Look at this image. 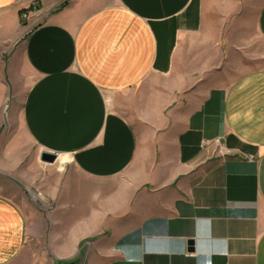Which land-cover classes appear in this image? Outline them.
Here are the masks:
<instances>
[{
	"label": "crops",
	"instance_id": "1",
	"mask_svg": "<svg viewBox=\"0 0 264 264\" xmlns=\"http://www.w3.org/2000/svg\"><path fill=\"white\" fill-rule=\"evenodd\" d=\"M60 2L0 0V106L38 150L0 120V183L48 200L32 226L0 188V264L30 236L48 262L264 264V0Z\"/></svg>",
	"mask_w": 264,
	"mask_h": 264
},
{
	"label": "rangeland",
	"instance_id": "2",
	"mask_svg": "<svg viewBox=\"0 0 264 264\" xmlns=\"http://www.w3.org/2000/svg\"><path fill=\"white\" fill-rule=\"evenodd\" d=\"M64 1L61 0L60 5L63 4ZM39 4H33L29 8L32 9L34 7L35 11H37L39 7H41V5ZM27 10H24V14L21 15V26L25 27L29 22H31V27H34L36 25L35 23H33L35 21V17L32 16L31 20L28 22V13L31 11L27 12ZM33 10L34 9H32V11ZM9 53V50L4 53H0V64L4 61L5 57L9 55ZM0 118L2 131L9 130L14 136L17 135L20 140H24V142L28 144V149L30 150V152L36 155L38 151L37 148L30 145L23 134V128L21 124V110L19 104H17L14 100H11L10 103L8 102L2 104L0 106ZM57 164L60 168L63 167L62 162H59ZM2 183H0V188L5 190L8 195L13 196L14 200L26 210V214L30 222H32L33 224L32 226H34V222L35 224H38L35 219L36 215L47 214L48 200L42 199L38 195H36L34 186L18 185V187H13V189H5L7 185ZM31 234L34 235V231H32ZM32 238L33 237L31 236L29 237L23 256L15 264H75L77 262V259L75 258L65 262H48L46 259L43 260L42 256L48 253V250H46L48 249V244L47 242H33Z\"/></svg>",
	"mask_w": 264,
	"mask_h": 264
},
{
	"label": "water",
	"instance_id": "3",
	"mask_svg": "<svg viewBox=\"0 0 264 264\" xmlns=\"http://www.w3.org/2000/svg\"><path fill=\"white\" fill-rule=\"evenodd\" d=\"M57 159V154H54V153H48V152H44L42 154H40V157H39V160L44 163V164H53L55 163ZM192 242H190V246L192 247ZM190 252L193 251L192 248H190L189 250Z\"/></svg>",
	"mask_w": 264,
	"mask_h": 264
},
{
	"label": "built area",
	"instance_id": "4",
	"mask_svg": "<svg viewBox=\"0 0 264 264\" xmlns=\"http://www.w3.org/2000/svg\"><path fill=\"white\" fill-rule=\"evenodd\" d=\"M210 144V142L209 141H203L202 142V146H208ZM214 146H215V149H214V151H216L217 153H219V154H223V153H225L226 152V149H225V147L223 146V144H222V142H221V140L220 139H217V140H214ZM251 160V158L249 157L248 158V160Z\"/></svg>",
	"mask_w": 264,
	"mask_h": 264
},
{
	"label": "trees",
	"instance_id": "5",
	"mask_svg": "<svg viewBox=\"0 0 264 264\" xmlns=\"http://www.w3.org/2000/svg\"><path fill=\"white\" fill-rule=\"evenodd\" d=\"M32 9H34V8H32ZM32 9L29 8V9L27 10V12H28V11H32ZM22 14H24V12H20V16H21Z\"/></svg>",
	"mask_w": 264,
	"mask_h": 264
}]
</instances>
